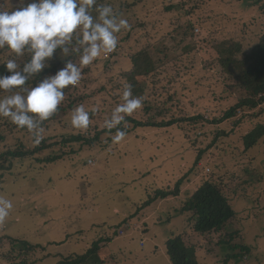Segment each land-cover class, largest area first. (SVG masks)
I'll return each mask as SVG.
<instances>
[{
    "label": "rangeland",
    "instance_id": "374dc122",
    "mask_svg": "<svg viewBox=\"0 0 264 264\" xmlns=\"http://www.w3.org/2000/svg\"><path fill=\"white\" fill-rule=\"evenodd\" d=\"M97 2L122 10L120 16L130 25L119 34L117 49L82 68L80 83L70 86L66 98L73 108L56 113L57 118L43 127L39 144L28 131L19 130L7 131L0 142L4 165L0 195L14 205L0 224V264H59L85 254L101 239L106 243L95 257L96 264L108 260L113 264V257L116 264H172L166 241L192 231L193 213L182 208L216 174L237 220L204 243L197 252L200 264H264V137L249 150L243 139L256 124L264 125V104L256 109L242 107L226 118L230 108L247 96L237 85V69H224L217 51L218 44L232 37L240 38L244 52L260 41L264 1ZM168 2L175 8L168 10L172 6ZM9 7L0 3V8ZM16 7L12 0L10 10ZM188 23L194 33L187 37L183 29ZM149 42L158 50V73L148 78L144 94L152 110H144L143 103L132 118L177 124L136 129L128 122L130 133L116 144L104 120L122 102L120 92L132 69L130 54ZM1 50L0 60L12 55ZM55 58L62 61L59 53ZM69 59L78 64L77 54ZM66 100L60 106L65 107ZM79 105L92 113V124L84 132L71 126L72 111ZM42 142L45 147L36 154L7 158L8 152H32ZM55 156L61 159L45 162ZM181 178L178 197L142 209L155 193L175 189ZM14 240L44 250L23 252ZM200 240V236L191 238L197 244ZM220 240L228 243L219 245ZM237 245L249 251L241 254L240 249L230 248Z\"/></svg>",
    "mask_w": 264,
    "mask_h": 264
},
{
    "label": "clouds",
    "instance_id": "9594fccd",
    "mask_svg": "<svg viewBox=\"0 0 264 264\" xmlns=\"http://www.w3.org/2000/svg\"><path fill=\"white\" fill-rule=\"evenodd\" d=\"M6 2L10 7L0 8V49L9 50L15 57L27 53L30 59L22 65L11 58L4 63L8 74L0 75V93L4 94L0 96V117L26 129L33 142L39 144L43 124L58 111L65 99V89L80 83L82 68L114 52L119 34L130 25L111 4H98L97 0H14V10H10L12 0ZM57 50L64 66L34 87L28 86L30 80L51 67ZM70 54L78 55V64L69 59ZM120 98L122 102L104 120V128L116 144L127 136V118L143 108L142 98L133 95L130 84H124ZM91 124L92 113L84 105L73 109L74 129L84 132ZM13 207L12 200L0 195V224Z\"/></svg>",
    "mask_w": 264,
    "mask_h": 264
},
{
    "label": "trees",
    "instance_id": "16d2710c",
    "mask_svg": "<svg viewBox=\"0 0 264 264\" xmlns=\"http://www.w3.org/2000/svg\"><path fill=\"white\" fill-rule=\"evenodd\" d=\"M264 1V0H261ZM6 2V0H5ZM3 0H0V3H5ZM171 7L168 10L175 8L173 2H168ZM128 8V5L122 6V8ZM261 8H264L261 6ZM118 15L120 16L122 10H119ZM185 36L193 35L194 28L188 23V26L183 29ZM166 39V38H164ZM240 38H229L224 42H221L217 45L218 55L220 56V62L224 69L230 71L231 69H237V75L235 76L237 85L243 89L246 93V99L241 100L235 107L230 108L231 110L226 113V118H232L236 115L237 111L245 106H248L249 109H256L260 105L264 104V35L261 37L260 41L253 46L248 48L245 52L243 51L242 42L239 41ZM7 51V49H6ZM158 50H154L149 43L146 46L142 47L139 51L130 54V61L132 63V69L126 74L127 84H130L132 87L133 95L141 97L144 103V110H152L149 103L150 100L144 98L146 92L147 80L152 75V73H158L157 64V55ZM3 51H0V54ZM59 50H57V54ZM56 54V55H57ZM241 54L239 57L238 55ZM16 59L18 64H23L30 59L29 54H25L23 57H15L14 54L8 55L7 58L0 60V75L8 74L4 67V63L8 59ZM51 67L45 68L44 71L33 80L28 82V86H35L40 80L45 76L50 74H55V72L60 69L62 61L54 58L51 62ZM71 87L65 89V99L67 96L71 95ZM158 100V99H157ZM68 101V100H66ZM73 108V103L68 101V104L65 107L59 106V109L56 113L65 114L68 109ZM56 113L47 121L44 122L43 127L47 125L48 122L53 121L57 118ZM2 122H0V142L5 141V133L8 131L13 133L15 130L21 132H27L26 129H20L12 124L7 118L0 117ZM195 119H192L194 121ZM130 122L134 124V128H152V129H163L172 127L174 124H177L176 121H161L156 122L150 119L146 121L137 120L132 117L127 118V123ZM115 132V129L112 130ZM127 134L130 133V130L126 127ZM264 137V125L256 124L254 128L249 131L244 136V145L245 149L249 150L256 146L261 138ZM80 140V138H74ZM43 145L36 147L32 152H23L17 150L16 152H8L7 158H24L27 155H33L44 149L45 142H42ZM61 159L60 156L51 157L45 162L48 164L54 163ZM2 157H0V162ZM3 161V160H2ZM200 161V158L196 159L195 165ZM4 165L0 164V170L3 169ZM219 175L212 176L211 178L205 180L200 187L197 188L195 192L191 195L190 199L186 205L182 208L183 212L193 213V223L191 234L193 236H200L201 242H192L189 235L186 232L182 235L174 236L166 241V250L167 255L170 258L172 264H200L197 252L199 249H202L204 243H206L210 237L214 235H222L229 227L234 224L237 220L236 211L227 197L223 192L224 187L219 180ZM183 179L176 184L175 189L162 190L154 194L153 197H150L142 206V209H145L152 205L157 200H165L170 197H178L180 193V186L183 183ZM237 231L229 234V238L233 239L237 235ZM17 245H20V250L23 252H35L44 248L38 245H31L27 241L14 240ZM108 242L110 239L107 240ZM106 243L103 239L94 243L87 252L76 258H67L61 261L59 264H96L98 258L95 259L96 255L100 252L103 247L102 244ZM227 241L220 240L219 245L226 244ZM232 243V242H231ZM230 248L240 249V253L249 251L248 247L245 246H231ZM240 255V254H239ZM241 256V255H240ZM114 257L111 260L113 264H116ZM102 263V262H101ZM104 263V262H103ZM110 261H106V264H109Z\"/></svg>",
    "mask_w": 264,
    "mask_h": 264
},
{
    "label": "crops",
    "instance_id": "0c3cea01",
    "mask_svg": "<svg viewBox=\"0 0 264 264\" xmlns=\"http://www.w3.org/2000/svg\"><path fill=\"white\" fill-rule=\"evenodd\" d=\"M188 233H189V235H191L190 239H191V238H195V236H193V235L190 233V231H188ZM188 233H187V234H188Z\"/></svg>",
    "mask_w": 264,
    "mask_h": 264
},
{
    "label": "built area",
    "instance_id": "2783aa9c",
    "mask_svg": "<svg viewBox=\"0 0 264 264\" xmlns=\"http://www.w3.org/2000/svg\"><path fill=\"white\" fill-rule=\"evenodd\" d=\"M209 171V170H208Z\"/></svg>",
    "mask_w": 264,
    "mask_h": 264
}]
</instances>
